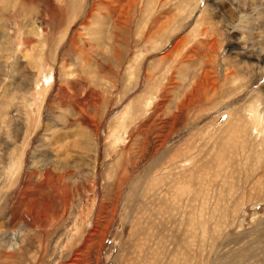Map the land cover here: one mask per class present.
Returning a JSON list of instances; mask_svg holds the SVG:
<instances>
[{
    "label": "rangeland",
    "instance_id": "obj_1",
    "mask_svg": "<svg viewBox=\"0 0 264 264\" xmlns=\"http://www.w3.org/2000/svg\"><path fill=\"white\" fill-rule=\"evenodd\" d=\"M0 264H264V0H0Z\"/></svg>",
    "mask_w": 264,
    "mask_h": 264
},
{
    "label": "bare ground",
    "instance_id": "obj_2",
    "mask_svg": "<svg viewBox=\"0 0 264 264\" xmlns=\"http://www.w3.org/2000/svg\"><path fill=\"white\" fill-rule=\"evenodd\" d=\"M191 11V10H190ZM174 49L176 50L174 53H173V55H174V59L176 60V61H182L180 58H185V57H187L189 54L187 53L188 51H187V49L186 50H184L183 49V43L182 42H177L176 43V45H175V47H174ZM193 49V48H192ZM173 52V51H172ZM172 52H169V53H167L166 55H164V57H163V60L164 61H166L167 59H168V57H169V54L170 53H172ZM179 59V60H178ZM180 63V62H179ZM178 66V65H177ZM174 67H176L175 65H174ZM178 68H179V66H178ZM180 69V68H179ZM177 71V70H176ZM174 72V71H173ZM178 73V72H177ZM200 76H202L201 77V80H199V82H198V84L201 86L200 88V90L202 91V92H204V93H206V86H207V84H208V82L209 81H211V77L207 74V73H205V72H201V74L199 75V78H200ZM145 78H147V81L149 82V81H151V79H152V77L150 76V75H146L145 76ZM170 78H172V76L170 77ZM45 80H48V75L47 76H45ZM169 81V80H168ZM186 81V80H185ZM198 81V80H197ZM210 83V82H209ZM211 85V84H210ZM212 86V85H211ZM164 87V86H163ZM162 87V88H163ZM216 87H218V83H214L213 82V88H211V89H213L214 90V92H215V94H217L219 91H217L216 90ZM162 88H161V90H162ZM166 89H168V88H166ZM170 89V88H169ZM203 89V90H202ZM220 92H222V91H220ZM223 93V92H222ZM153 101H151V100H149V101H146V103H145V106L146 107H151V103H152ZM180 104L182 105V106H180ZM178 106V108L180 109V111H182L181 109V107H183L184 106V104L183 103H180ZM259 117V116H258ZM123 118V117H122ZM257 130V129H256ZM164 161V160H163ZM162 163V160H159L158 161V163H154L150 168H149V171L148 172H145L146 173V175H145V180H143V183L141 182V187L139 188V191H142V189L144 190L145 188H146V184H147V182L149 181V180H151V178H152V176H153V173L155 172V170H156V168H157V166H159L160 164ZM198 173V172H197ZM196 173V174H197ZM157 174H158V171H157ZM163 174V173H162ZM195 174V175H196ZM154 175H156V172L154 173ZM160 175H161V173L160 174H158V176H159V178H160ZM194 175V172L191 174V175H188L189 176V180L191 181H185V183H187V184H192V182L194 183L196 180L198 181V180H200V181H198L197 182V188L196 187H194V186H192V187H194L195 188V191L194 192H197L196 194H191V197H190V199L192 198L193 200V202H194V200L196 201V199H198V196H200V194H201V192L202 191H196V190H199L201 187L203 188V187H205V186H203V185H205L204 184V182H205V180H206V174H200V176H195ZM205 175V176H204ZM150 177V178H149ZM175 178V177H174ZM181 179V178H180ZM178 183V182H177ZM195 184V183H194ZM180 185V184H179ZM174 188V187H173ZM183 188H186L185 186L183 187ZM199 188V189H198ZM137 189H138V187H137ZM182 189V186L180 185V189L179 190H181ZM173 190V189H172ZM187 190H189V192H190V189H187ZM141 193V192H140ZM187 193V192H186ZM195 195V196H194ZM197 195V196H196ZM139 196V195H138ZM189 200V199H188ZM191 201V202H192ZM204 224V223H203ZM202 224V225H203ZM206 225V224H205ZM204 226V225H203ZM200 227H201V225H200ZM202 229H205V227H203ZM205 232H206V230H205ZM241 240V239H240ZM236 241V240H235ZM249 250V249H248ZM80 255V254H79ZM76 261V260H75ZM78 261V260H77Z\"/></svg>",
    "mask_w": 264,
    "mask_h": 264
}]
</instances>
